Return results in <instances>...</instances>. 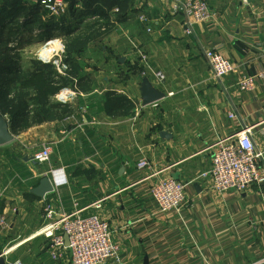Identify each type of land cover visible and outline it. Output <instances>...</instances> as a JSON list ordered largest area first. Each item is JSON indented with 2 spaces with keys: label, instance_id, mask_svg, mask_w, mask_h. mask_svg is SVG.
I'll use <instances>...</instances> for the list:
<instances>
[{
  "label": "crops",
  "instance_id": "obj_1",
  "mask_svg": "<svg viewBox=\"0 0 264 264\" xmlns=\"http://www.w3.org/2000/svg\"><path fill=\"white\" fill-rule=\"evenodd\" d=\"M20 1L27 8L40 2ZM64 1L58 16L41 9V22L53 19L52 40L86 33L85 56L76 57L81 73L73 85L49 98L61 105L54 118L15 133L8 125L12 140L0 146V254L12 248L4 263L68 264L67 249L54 261L45 239L34 236L46 203L105 220L121 264L264 259V183L217 193L203 177L211 169L208 148L245 125L254 126L264 164V85L256 80L254 92L241 94L237 75L216 79L204 56L214 50L251 76L264 71V0H206L212 16L189 35L187 17L171 13L167 0ZM147 84L159 98L146 104ZM43 144L51 146L50 160L36 167L31 157ZM143 159L150 167L140 170ZM51 170L64 178L44 203L34 190L42 178L52 183ZM166 179L186 185L188 201L160 214L150 189Z\"/></svg>",
  "mask_w": 264,
  "mask_h": 264
},
{
  "label": "built area",
  "instance_id": "obj_2",
  "mask_svg": "<svg viewBox=\"0 0 264 264\" xmlns=\"http://www.w3.org/2000/svg\"><path fill=\"white\" fill-rule=\"evenodd\" d=\"M167 1L170 3L171 13L182 12L187 17L188 24L185 28L187 35L191 34L193 25L208 21L212 16L206 0ZM39 5L46 11L47 17L58 16L66 8L64 0H40ZM56 40L58 39H49L44 44L45 46L54 44ZM51 53H46V55H51ZM53 55L57 57L52 56L49 61L56 67L60 76H64L68 69V65L64 61L65 50H59ZM204 56L216 79L221 80L232 74L237 75L236 88L241 94L254 92L256 80H260L264 85V71L251 76L214 50H205ZM45 59L42 58L41 61L43 62ZM61 96L66 97L67 93L62 92ZM228 117L229 119L235 118L232 113H229ZM253 129L254 126H242L236 132L219 139L208 148L211 151V169L203 177L209 178L210 188L213 191L217 193L231 191L241 194L254 185L264 183V164L260 165L262 154L254 144ZM51 153V146L43 144L33 152L31 161L39 167L49 162ZM149 167V163L144 159L137 164V168L140 170ZM50 176L53 188L57 181L64 178V172L51 170ZM150 196L160 214L178 212L188 201L186 185L171 179L162 180L154 185L150 189ZM43 199L42 201L45 203ZM94 207L99 208L100 201L96 202ZM41 216L42 225L34 233V236L45 239L47 251L54 261L59 260L61 251L67 249L68 264H106L109 261L121 264L119 248L113 240L112 231L105 220L96 216L82 218L79 216V211L67 215L48 203L44 205ZM2 225L3 222L0 220V227ZM65 238H67V244ZM11 248L0 254V258L4 262ZM253 264H264V259Z\"/></svg>",
  "mask_w": 264,
  "mask_h": 264
},
{
  "label": "trees",
  "instance_id": "obj_3",
  "mask_svg": "<svg viewBox=\"0 0 264 264\" xmlns=\"http://www.w3.org/2000/svg\"><path fill=\"white\" fill-rule=\"evenodd\" d=\"M41 12L39 4L27 8L20 0L0 5V116L6 118L14 133L40 119L56 116L61 105L49 98L62 87L72 86L71 80L79 77L81 66L76 57L82 55L89 38L84 33L66 42L64 61L68 69L64 76H58L52 65L36 60L30 62L31 69L24 71L19 54L28 41L25 33L31 34L35 26L41 30L38 40L45 41L57 28L52 18L42 23ZM62 106L65 113L68 107Z\"/></svg>",
  "mask_w": 264,
  "mask_h": 264
},
{
  "label": "rangeland",
  "instance_id": "obj_4",
  "mask_svg": "<svg viewBox=\"0 0 264 264\" xmlns=\"http://www.w3.org/2000/svg\"><path fill=\"white\" fill-rule=\"evenodd\" d=\"M28 37V41L25 43V45L23 46V48L20 50V59H21V63L23 65V68L27 70L31 69L30 67V62L32 60H36V61H40L42 64H46V65H52L54 70L56 71V74L58 76H60V74L57 72L56 67L49 61V59L53 56V57H57L54 56L53 53L59 52V50H65V45L66 42H63L58 39L56 40V42H54V44H49L47 46H45V44H41V41L38 40L41 36V30L36 28L34 26L33 31L31 34H26ZM45 41H48L45 40ZM55 41V40H54ZM52 50V51H50ZM54 51V52H53ZM52 52V53H51ZM51 53V55H46ZM83 56V55H82ZM79 56L80 60H82L84 58V56ZM45 59V61H41V59ZM31 71V70H30ZM36 148V147H35ZM36 150V149H35ZM34 150V151H35ZM33 151V152H34ZM36 166V165H35ZM38 167V166H36Z\"/></svg>",
  "mask_w": 264,
  "mask_h": 264
},
{
  "label": "water",
  "instance_id": "obj_5",
  "mask_svg": "<svg viewBox=\"0 0 264 264\" xmlns=\"http://www.w3.org/2000/svg\"><path fill=\"white\" fill-rule=\"evenodd\" d=\"M159 98L158 93H154L151 89L149 84L145 85L143 89V101L144 103H150ZM12 140V136L8 130V122L0 116V146L4 145ZM53 191L52 185L48 178H42L40 181V185L34 190V193L38 197H44L47 193ZM67 244V238H65ZM0 264H4L2 258H0Z\"/></svg>",
  "mask_w": 264,
  "mask_h": 264
}]
</instances>
